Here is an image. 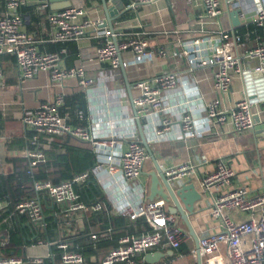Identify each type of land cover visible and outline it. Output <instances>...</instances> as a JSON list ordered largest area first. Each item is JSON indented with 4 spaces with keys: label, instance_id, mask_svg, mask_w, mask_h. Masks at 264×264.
Wrapping results in <instances>:
<instances>
[{
    "label": "built area",
    "instance_id": "1",
    "mask_svg": "<svg viewBox=\"0 0 264 264\" xmlns=\"http://www.w3.org/2000/svg\"><path fill=\"white\" fill-rule=\"evenodd\" d=\"M159 1L132 0L128 8L137 10ZM168 1L175 10L174 0ZM0 2V58L4 55L15 58L20 84L45 72L49 76V87L55 90L53 101L21 109L23 125L34 133L31 147L25 151L27 173L31 175L45 161L44 148L55 138L81 141L90 146L97 158L90 170L78 173L70 180L53 183L34 179V196L14 204L0 199V211L12 208V215L26 216L38 226H45L44 205L48 201L66 204L67 217L79 210L101 211L102 202L86 201L79 191L93 176L96 186L117 214L131 219L145 217L152 228V231L138 235L122 236L119 246L111 249L100 264H140L142 255L161 245L179 249L183 243H188L191 235L178 226L174 216L167 212V201L163 198L150 200L149 186L144 189L140 185L137 188L134 186L151 160V154L140 140L136 122L150 121L156 141L174 136L173 129L177 123L181 126V136L185 137L209 135L214 128L224 129L226 125L231 126L232 134L240 137L258 125L256 117L260 118L259 123L264 124L260 116L264 112V77H259L264 75V41L249 48L240 34H236L230 26L222 25L226 14L234 9H239L241 25H248L246 14L253 10L255 20L252 23L264 29V0H201L203 11L190 23L195 33L176 41L177 51L173 55L177 60L185 61L190 70L215 67L213 79L218 96L205 104L201 121L191 109L192 101H180L181 94L179 98L175 93L172 94L174 97L170 96L181 85V78L175 71L136 80L131 86V100L125 88H112L122 77V67L130 61L141 63L168 56V48L151 46L145 35L147 32L127 27L112 31L102 26L104 21L92 17L85 0H71L69 7L60 10H53L50 0ZM29 6H34L37 11H46L51 29L48 39H36L28 31L29 18L23 9ZM180 30H176L175 34H179ZM71 42L89 43L82 46L81 59H77L72 66H68L66 61L68 47L62 46L54 51L40 48L42 43L60 45ZM238 46L243 48L242 58L258 61V64L246 69L238 55ZM236 76H241L244 81L245 96L233 106H227L225 96L230 94ZM71 80H75L87 95L99 86L109 98L107 103L110 107L116 104L122 107V117L97 121L81 116V122L76 123V116L64 113L68 104L64 89L66 82ZM4 86V67L0 64V87ZM133 90L138 91L137 96ZM171 98L178 103H173ZM19 104L22 105L21 100ZM178 106L181 111L173 113ZM212 126L215 127L212 129ZM209 165L211 169H208ZM201 167H205V173L199 174ZM164 172L170 182L187 178L194 180L190 181L198 183L199 193L210 201L211 215L217 225L215 231L199 239L202 261L214 257L217 260L213 264H264V190L254 193L246 185H235L237 173L230 157H219L214 162L203 157L200 165L182 163L168 167ZM91 237L100 239L101 236L93 234ZM39 244L44 242L39 241ZM50 244L62 251L64 264H84L83 253L71 250L67 241ZM192 254L198 259L196 247L192 248ZM43 261L40 256L31 258L34 264ZM22 262L19 257H0V264ZM161 264L175 263L166 261Z\"/></svg>",
    "mask_w": 264,
    "mask_h": 264
},
{
    "label": "crops",
    "instance_id": "2",
    "mask_svg": "<svg viewBox=\"0 0 264 264\" xmlns=\"http://www.w3.org/2000/svg\"><path fill=\"white\" fill-rule=\"evenodd\" d=\"M122 1L125 7L120 11V16L114 21L115 28L127 27L133 31L147 32L145 35L151 46L166 47L169 54L168 56L157 57L153 61L141 63L130 61L124 67V71L121 69L122 77L114 83L112 88H125L127 96L131 100V86L136 80L175 71L181 78V85L170 96L174 97L175 95L179 98V94H181L180 101L181 99L192 101L191 109L195 117L201 121L204 117L205 104L218 96L213 79L215 67L207 66L190 70L185 61L177 60L173 55L177 51L176 41L179 38H188L195 33L190 23L194 21L197 14L203 11L201 0H174L175 10L171 8L168 0L141 6L137 10L128 8L132 0ZM107 3L113 5L111 0H107ZM85 4L92 17L106 21L107 15L102 0H85ZM1 11L2 5L0 2V13ZM23 11L26 12L29 18L27 29L34 38L48 39L51 36V29L46 20V11H37L34 6L26 7ZM254 15L253 10L246 14L248 25L234 26L230 14H226L222 25L230 26L236 34L242 36L247 47L251 48L264 41V29L256 27L252 23L255 20ZM106 27L108 28V26ZM178 29H181L180 33L175 34ZM72 44L76 49L66 56L68 66H72L77 59H81L82 46H87L89 43L79 44L73 42ZM60 45L42 43L40 48L43 51H54L60 49ZM242 51L243 48L238 46L237 52L240 57ZM241 61L246 69L258 64V61H248L242 57ZM0 64L4 67L5 73V86L0 87V175H10L28 166L25 151L31 137L34 135L23 125L20 119L21 109H31L41 102L53 101L55 90L49 87V76L45 72L20 84L16 61L11 55L1 57ZM262 76L264 77V75L259 77ZM127 82L130 84L129 87ZM244 88L242 77L236 76L232 90L229 95L225 96L224 103L227 106H233L236 101L244 98ZM64 90L67 93L68 101L64 113L76 116L74 120L76 123L81 122L79 120L81 116L91 117L97 121H103L114 116L122 117V107L117 104L110 107L107 103L109 98L105 97L99 86L95 87L91 95L89 93L87 95L77 86L75 80H71L66 82ZM197 97H200V100H197ZM20 100L22 105L19 104ZM171 101L178 103L173 98H171ZM178 110L180 112L181 107H175L173 113L178 112ZM255 110L257 109L255 108ZM260 116L263 120L264 112H261ZM214 127L212 126V129ZM136 128L141 142L143 143V139H145L163 170L182 163L200 165L203 157L208 158L211 162L219 157H230L237 173L235 185H246L254 193L264 190V130L257 131L253 128L245 136L237 137L232 134L231 126L226 125L224 129L214 128V132L209 135H186L185 137L181 136V126L177 123L173 129L174 136H167L156 141L153 137V125L150 121L142 122V126L136 122ZM65 139H69L71 143L78 147L90 148L81 141L71 138ZM58 159L61 162L67 160L64 150L58 155ZM154 168V161L151 157L150 164L146 166L143 174L138 179V184L136 183L134 186L137 188V185H140L143 189L148 188L150 185L148 173ZM208 169H211V165ZM200 173H205V167L199 169ZM190 180L194 181L187 178L178 182L190 183ZM95 187L96 193L91 195L89 201L95 202L104 199L106 204L103 205V208L105 210L98 212L79 210L67 217L65 215L66 204L48 201L44 205L45 226L33 224L28 217H19L12 214L5 216V212L0 211V257H19L23 259L21 264H34L31 262V258L40 256L44 260L40 264H46L50 261L55 262L56 259L58 260L57 264H64L61 259L62 251L56 245L50 243L67 241L70 243L71 250H78L83 253L84 264H100L103 257L111 249L119 246V239L122 236L138 235L152 231L145 217L131 219L128 216L117 214L102 191L96 185ZM197 190H199L198 186ZM135 191L137 192V189ZM148 195H150L149 189ZM173 206L172 201L167 202V212L174 216L178 226L190 234L182 216L179 213L170 211ZM189 219L199 238L216 230L217 223L211 215L210 201L205 195H202L201 199L194 203V212L189 215ZM13 234L18 237L21 243L18 246L8 247ZM93 234L100 235V239H93L91 237ZM39 241H43L44 244H39ZM4 242H6L5 245ZM183 244H185V252L179 249H171L167 245H161L142 255L140 264H161L166 261H173L175 264H198V259H195L192 254V248L196 247L194 237L191 235L189 242ZM147 255L153 258L148 261L146 259ZM216 260L214 257H207L203 259L202 264H213Z\"/></svg>",
    "mask_w": 264,
    "mask_h": 264
},
{
    "label": "trees",
    "instance_id": "3",
    "mask_svg": "<svg viewBox=\"0 0 264 264\" xmlns=\"http://www.w3.org/2000/svg\"><path fill=\"white\" fill-rule=\"evenodd\" d=\"M124 1L127 2V0ZM72 43L73 42L66 43L60 46H66L69 52H72L76 49ZM28 147H31L30 142ZM63 150L67 155V160L65 162H61L58 159V155L62 153ZM44 153L46 155L45 161L41 162L31 175L27 173L28 166L10 175H0V199H7L14 204L26 197H32L36 194L32 186V181L34 179L50 180L53 183H60L65 180H70L78 173L90 170L97 161L95 152L90 148L78 147L71 143L69 139L55 138L44 148ZM95 185L96 181L92 176L87 185L79 189L84 200L89 201L91 195L96 193ZM99 201L102 202L103 205L106 204L104 199ZM103 210L105 209L103 208ZM4 212L5 216L12 214V208ZM17 216L24 217L21 215ZM20 243L18 237L13 234L10 238V246L8 247L18 246ZM179 250L185 252V244H182ZM57 263L58 260L56 259L55 262L50 261L46 264Z\"/></svg>",
    "mask_w": 264,
    "mask_h": 264
},
{
    "label": "water",
    "instance_id": "4",
    "mask_svg": "<svg viewBox=\"0 0 264 264\" xmlns=\"http://www.w3.org/2000/svg\"><path fill=\"white\" fill-rule=\"evenodd\" d=\"M51 8L53 10H60L67 8L71 5V0H50ZM113 5H108L107 0H102L104 5V10L107 15L106 21L102 26L114 31V21L118 16H120V11H122L125 7V4L122 0H111ZM230 17L232 19V23L234 26H240L241 21L239 18V9H234L230 11ZM123 71L124 68L122 67ZM125 74V72H124ZM257 76V74H255ZM129 82H127V86L129 87ZM258 125L255 126L257 131L264 130V124L259 123L260 118L256 117ZM140 120H138L139 125L141 126ZM143 143L147 148L148 152L151 154V157L154 161V170L148 173L150 177V185L149 191L150 195L148 198L153 200L155 198H163L167 202L172 201L174 206L170 209L173 213H179L183 220L185 221L190 234L194 237L196 241V249H197V258L198 264H202V257L199 250V236L196 234L190 219L189 215L194 212V203L201 199V194L197 190L196 184L193 182L190 183H180V182H170L165 175V172L158 162L156 157H154L153 152L148 146L145 139H143ZM184 205V207H183ZM153 257L150 258V255H147L146 259L150 261Z\"/></svg>",
    "mask_w": 264,
    "mask_h": 264
},
{
    "label": "rangeland",
    "instance_id": "5",
    "mask_svg": "<svg viewBox=\"0 0 264 264\" xmlns=\"http://www.w3.org/2000/svg\"><path fill=\"white\" fill-rule=\"evenodd\" d=\"M134 93H135L136 96L138 95V91L137 90H134ZM149 164H150V161H148L147 165H149Z\"/></svg>",
    "mask_w": 264,
    "mask_h": 264
}]
</instances>
